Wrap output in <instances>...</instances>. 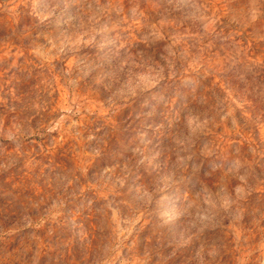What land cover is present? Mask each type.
<instances>
[{"label": "rangeland", "instance_id": "1", "mask_svg": "<svg viewBox=\"0 0 264 264\" xmlns=\"http://www.w3.org/2000/svg\"><path fill=\"white\" fill-rule=\"evenodd\" d=\"M0 264H264V0H0Z\"/></svg>", "mask_w": 264, "mask_h": 264}]
</instances>
